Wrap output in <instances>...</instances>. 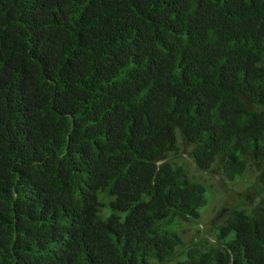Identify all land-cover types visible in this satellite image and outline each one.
<instances>
[{"label": "trees", "instance_id": "1", "mask_svg": "<svg viewBox=\"0 0 264 264\" xmlns=\"http://www.w3.org/2000/svg\"><path fill=\"white\" fill-rule=\"evenodd\" d=\"M0 264H264V0H0Z\"/></svg>", "mask_w": 264, "mask_h": 264}, {"label": "rangeland", "instance_id": "2", "mask_svg": "<svg viewBox=\"0 0 264 264\" xmlns=\"http://www.w3.org/2000/svg\"><path fill=\"white\" fill-rule=\"evenodd\" d=\"M178 137L179 151L170 155V158L182 165L191 180L198 181L205 186L207 204L199 209L200 215L197 219H177L171 227L178 232L184 243L198 242L202 238L213 241V225L235 206L244 194L248 199L242 206L248 207L251 201L249 197L256 193L257 185L250 190L248 187L254 183L259 170H247L241 177L232 181L226 180L219 171L214 169L198 171L187 153L188 147L182 145L179 134Z\"/></svg>", "mask_w": 264, "mask_h": 264}]
</instances>
